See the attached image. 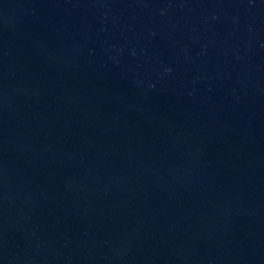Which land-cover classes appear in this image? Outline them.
<instances>
[{
    "label": "water",
    "instance_id": "95a60500",
    "mask_svg": "<svg viewBox=\"0 0 264 264\" xmlns=\"http://www.w3.org/2000/svg\"><path fill=\"white\" fill-rule=\"evenodd\" d=\"M0 264H264V0H0Z\"/></svg>",
    "mask_w": 264,
    "mask_h": 264
}]
</instances>
